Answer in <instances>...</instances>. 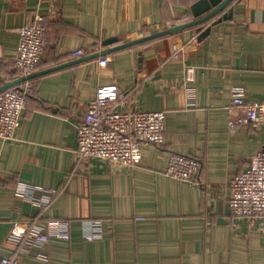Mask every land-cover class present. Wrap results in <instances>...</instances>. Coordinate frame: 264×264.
Instances as JSON below:
<instances>
[{
    "label": "crops",
    "instance_id": "crops-1",
    "mask_svg": "<svg viewBox=\"0 0 264 264\" xmlns=\"http://www.w3.org/2000/svg\"><path fill=\"white\" fill-rule=\"evenodd\" d=\"M198 1L0 0V86L19 79V31L37 15L47 47L35 73L110 49L117 44L102 45L110 38L128 43L191 22ZM231 8L232 19L200 41L195 27L105 55L104 67L102 56L24 82L33 90L17 140L0 141V259L18 250L12 223L40 218L72 221L71 240L52 239L41 249L48 261L32 252L21 264H264V220L232 217L228 205L231 180L261 150L263 129L231 132L227 109L233 86L264 101V0ZM112 84L140 109L167 113L165 145H144L132 168L76 154L89 103ZM174 152L201 161L196 183L165 174ZM19 183L59 194L36 207L16 196ZM86 220L103 223L102 239L82 237Z\"/></svg>",
    "mask_w": 264,
    "mask_h": 264
},
{
    "label": "built area",
    "instance_id": "built-area-1",
    "mask_svg": "<svg viewBox=\"0 0 264 264\" xmlns=\"http://www.w3.org/2000/svg\"><path fill=\"white\" fill-rule=\"evenodd\" d=\"M161 29L157 27V31ZM162 31V30H161ZM20 40L15 55V69L19 78L34 74L47 47L44 17L37 15L35 20L20 29ZM77 50L75 57L84 56ZM174 59L179 58L176 53ZM159 61H163L158 56ZM110 58L104 56L100 65L106 66ZM187 79L193 81L194 68H188ZM32 86L22 83L0 93V141L17 140L22 125V115ZM231 103L227 107L230 115V131L235 132L241 125L262 128L264 136V101L249 102L247 90L243 86H233L230 91ZM165 111L140 109L127 95H122L117 85L99 86L96 97L89 105L83 123L77 131L76 154L79 161L98 159L105 164L117 163L124 167H135L143 159V146L161 148L165 145ZM202 163L199 159L180 153H171L165 174L182 183H196ZM16 196L33 206L44 207L51 195L58 191H47L19 183ZM36 193L44 195L39 199ZM232 217L264 220V140L261 150L253 157L248 170L236 176L230 183L228 200ZM82 237L88 241L104 237V225L100 221L80 222ZM73 223L66 219H33L14 221L8 239L18 245V250L0 259V264H21L22 257L34 252L38 260L48 261L42 247L52 239L69 242Z\"/></svg>",
    "mask_w": 264,
    "mask_h": 264
},
{
    "label": "water",
    "instance_id": "water-1",
    "mask_svg": "<svg viewBox=\"0 0 264 264\" xmlns=\"http://www.w3.org/2000/svg\"><path fill=\"white\" fill-rule=\"evenodd\" d=\"M235 0H200L198 1L193 7H192V12L195 17V20L176 26L172 27L170 29H166L163 31H159L157 33H154L152 35L128 42V43H120L118 38H110L105 40L102 45L103 46H113L110 49L101 51L99 53H95L93 55H90L88 57H85L83 59L76 60L72 63L64 64V65H59L38 73H34L26 78H19L15 81H12L10 83H5L4 85L0 86V93L4 92L5 90L19 86L20 84L27 82L31 79H34L38 76L45 75L66 67L73 66L75 64L87 61V60H93L96 58H100L102 56L111 54L113 52L126 49L135 45L143 44L145 42L159 39L171 34H175L178 32L185 31L187 29L195 28L198 27V40H202L205 37H207L212 29V25H216L217 23H220L222 21L226 20H231L232 19V8L231 5L234 3ZM219 17L216 21H214L211 25H209L207 28L204 29V25L211 20H214L215 18ZM120 43V44H119Z\"/></svg>",
    "mask_w": 264,
    "mask_h": 264
},
{
    "label": "trees",
    "instance_id": "trees-1",
    "mask_svg": "<svg viewBox=\"0 0 264 264\" xmlns=\"http://www.w3.org/2000/svg\"><path fill=\"white\" fill-rule=\"evenodd\" d=\"M157 32H159V31H157ZM157 32H155V33H157ZM152 34H154V33H151V34H149V35H152ZM149 35H148V36H149ZM155 40H156V39H155ZM151 41H154V40H151ZM148 42H149V41H148ZM145 43H147V42H145Z\"/></svg>",
    "mask_w": 264,
    "mask_h": 264
}]
</instances>
